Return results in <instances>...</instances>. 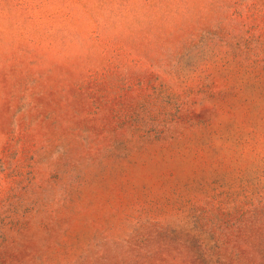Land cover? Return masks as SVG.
Listing matches in <instances>:
<instances>
[{
	"label": "rangeland",
	"instance_id": "374dc122",
	"mask_svg": "<svg viewBox=\"0 0 264 264\" xmlns=\"http://www.w3.org/2000/svg\"><path fill=\"white\" fill-rule=\"evenodd\" d=\"M0 264H264V0H0Z\"/></svg>",
	"mask_w": 264,
	"mask_h": 264
}]
</instances>
